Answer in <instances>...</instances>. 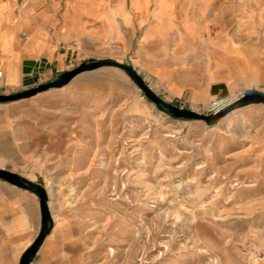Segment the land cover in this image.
<instances>
[{
    "label": "rangeland",
    "instance_id": "1",
    "mask_svg": "<svg viewBox=\"0 0 264 264\" xmlns=\"http://www.w3.org/2000/svg\"><path fill=\"white\" fill-rule=\"evenodd\" d=\"M75 2L92 14L83 16L80 34L68 30L61 66L50 74L35 62L36 73L0 94L53 82L90 61L136 64L140 28L150 32L144 52L188 80L198 63L193 104L164 101L140 74L165 103L209 115L210 100L225 107L243 95L264 96V0H138L136 9L130 0ZM96 23L106 27L99 39ZM16 102L40 130L53 128L54 153L49 163L40 158L35 183L58 228L78 234L82 264H264L239 256L249 240L264 244V104L234 109L213 126L174 119L115 67Z\"/></svg>",
    "mask_w": 264,
    "mask_h": 264
},
{
    "label": "crops",
    "instance_id": "2",
    "mask_svg": "<svg viewBox=\"0 0 264 264\" xmlns=\"http://www.w3.org/2000/svg\"><path fill=\"white\" fill-rule=\"evenodd\" d=\"M137 5L138 0H130V8L136 9ZM161 5H164V0H160ZM201 6L203 15L206 3L203 2ZM91 14V9L75 0L63 3L55 0H0V88H5L4 93L19 87L26 61H43L41 66L44 68L39 67L41 70L52 74L55 69L56 72L64 59L60 52L63 39L71 36L68 30L74 28L80 34L86 28L83 16ZM94 29L98 39L100 34L106 32L103 24L96 23ZM136 33L137 47L131 57L136 64L131 63V66L142 76L151 78L164 101L173 103L182 98L190 104L197 101L198 63H192L190 72L194 79L188 80V74L182 69L144 52L143 48L151 43L149 31L137 28L134 35ZM148 59L156 62L148 66L144 63ZM212 85L211 93L214 94L215 84ZM208 92L203 91L202 100L207 99ZM24 106L20 102L0 106V169L35 183L39 182L37 170L40 158L44 160L46 157L49 163V154L54 153L55 139L53 128L40 130L30 121L32 111L24 109ZM40 228L37 196L0 179V264H19L22 254L34 242ZM83 257L78 234L73 235L66 229L58 228L52 218V228L29 264H82Z\"/></svg>",
    "mask_w": 264,
    "mask_h": 264
},
{
    "label": "water",
    "instance_id": "3",
    "mask_svg": "<svg viewBox=\"0 0 264 264\" xmlns=\"http://www.w3.org/2000/svg\"><path fill=\"white\" fill-rule=\"evenodd\" d=\"M39 67L40 65L33 61H26L24 62L23 73H36ZM102 67H115L122 70L133 81V83L138 87V89L142 92L143 96L147 100L152 102L157 109L167 113L174 119L203 121L207 126H213L218 122L219 119H221L234 109L252 104H264V96L258 93H252L243 95L233 103L209 115L198 114L192 110L180 109L178 107L165 103L154 92H152L151 88L145 83L144 78L133 67L121 64L117 61L106 60L83 63L70 71L62 73L55 81L39 85L35 88H31L14 94H0V105L27 99L49 89H58L68 84L78 74L86 71H93ZM225 94L226 92L222 91L221 96H224ZM0 179L12 186L30 191L31 193L35 194L39 200L41 222L40 231L34 242L25 250L19 260V264H29V262L35 256L38 247L42 244L44 238L49 234L52 228V216L48 208L47 192L40 184L28 181L27 179L18 176L17 174L8 172L3 169H0Z\"/></svg>",
    "mask_w": 264,
    "mask_h": 264
},
{
    "label": "built area",
    "instance_id": "4",
    "mask_svg": "<svg viewBox=\"0 0 264 264\" xmlns=\"http://www.w3.org/2000/svg\"><path fill=\"white\" fill-rule=\"evenodd\" d=\"M1 76V73H0ZM1 87V86H0ZM185 102L179 101L178 108L184 109ZM223 107L221 101H212L208 105V111L213 114ZM239 256L250 262H264V244H257L256 242L249 240L242 246Z\"/></svg>",
    "mask_w": 264,
    "mask_h": 264
}]
</instances>
